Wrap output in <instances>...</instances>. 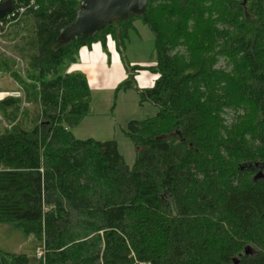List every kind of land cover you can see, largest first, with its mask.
<instances>
[{
	"label": "trees",
	"instance_id": "1",
	"mask_svg": "<svg viewBox=\"0 0 264 264\" xmlns=\"http://www.w3.org/2000/svg\"><path fill=\"white\" fill-rule=\"evenodd\" d=\"M80 4L36 0L15 25L24 67L0 53L20 94L0 100V224L43 243L36 264H264V0H149L148 67L125 57L136 18L59 46ZM98 44L126 70L116 92L158 110L128 123L132 167L115 140L72 133L92 91L60 69ZM146 71L157 78L142 89ZM0 264L31 263L0 252Z\"/></svg>",
	"mask_w": 264,
	"mask_h": 264
},
{
	"label": "rangeland",
	"instance_id": "2",
	"mask_svg": "<svg viewBox=\"0 0 264 264\" xmlns=\"http://www.w3.org/2000/svg\"><path fill=\"white\" fill-rule=\"evenodd\" d=\"M22 25V24H21ZM134 29L129 32V39H125V57L131 65H151L154 61L155 39L150 29L143 24L140 18L132 20ZM19 27V29H18ZM23 26H15L7 34L0 37V53L6 55L9 59L17 61L19 56L14 52L13 48L17 44V39L23 35ZM20 60V59H19ZM17 66L24 67V63L17 61ZM224 62H220L219 67H223ZM61 73L65 71L62 67ZM122 71L115 73L109 83L115 84L121 81ZM139 79V83L144 86L150 85L144 75ZM10 82V89L15 86L13 80L9 76L0 77ZM12 84V85H11ZM142 84H140L141 87ZM117 89L94 87L91 95L92 115L86 117L83 122L72 133L76 139L96 141L115 140L118 143L119 151L125 160V163L132 167L137 159V150L128 139L126 131L128 129V121H144L154 118L158 110L149 103H140L139 96L136 91H119ZM14 97L20 94H13ZM230 114V113H229ZM230 118V115L228 116ZM3 122L4 129H11L8 122ZM28 127V126H26ZM43 243L33 241L23 231L17 229L12 224H0V249H8L11 252L26 255L31 264L39 262L37 258V249L43 248ZM0 252H4L1 251ZM46 255L47 249L45 247ZM8 253V252H7ZM46 258V256H45Z\"/></svg>",
	"mask_w": 264,
	"mask_h": 264
},
{
	"label": "water",
	"instance_id": "3",
	"mask_svg": "<svg viewBox=\"0 0 264 264\" xmlns=\"http://www.w3.org/2000/svg\"><path fill=\"white\" fill-rule=\"evenodd\" d=\"M25 0H4L0 5V20L11 14L17 2ZM149 0H81L75 21L59 33V46L70 45L79 37H91L107 26L125 22L131 18H142ZM247 254L249 250H246Z\"/></svg>",
	"mask_w": 264,
	"mask_h": 264
},
{
	"label": "crops",
	"instance_id": "4",
	"mask_svg": "<svg viewBox=\"0 0 264 264\" xmlns=\"http://www.w3.org/2000/svg\"><path fill=\"white\" fill-rule=\"evenodd\" d=\"M109 52L111 56L107 57V55L103 52L101 45H94L91 49L84 48L80 51L78 61L75 64H71L65 70L66 73H75L79 72L86 76L91 91L94 90V87H102V88H111L116 89L117 86L123 82L127 78V73L122 63V60L119 54L116 52L115 46L112 44L109 45ZM132 66H139L133 65ZM149 65H141V67H148ZM122 71L123 75L121 77V81L115 84H110L109 80L114 77L115 73ZM144 75H148L147 79L150 82V85L144 86L142 83H139V79ZM1 77V76H0ZM156 76L149 73V72H141L137 78V84L139 88H149L153 85L154 81L156 80ZM4 78L0 80V100L4 99L5 97L18 92L17 85H13L10 89V82ZM142 84L143 87L140 86ZM12 85V84H11ZM133 120H129L131 122ZM1 250V249H0ZM3 253H9L8 249H3ZM10 254H18L11 252Z\"/></svg>",
	"mask_w": 264,
	"mask_h": 264
},
{
	"label": "built area",
	"instance_id": "5",
	"mask_svg": "<svg viewBox=\"0 0 264 264\" xmlns=\"http://www.w3.org/2000/svg\"><path fill=\"white\" fill-rule=\"evenodd\" d=\"M4 0H0V5ZM36 0H25L24 2H17L11 14L0 20V37L7 34L16 24H19L23 17L31 10H36ZM37 258L45 261L46 251L45 247L37 249ZM146 264V263H141Z\"/></svg>",
	"mask_w": 264,
	"mask_h": 264
}]
</instances>
